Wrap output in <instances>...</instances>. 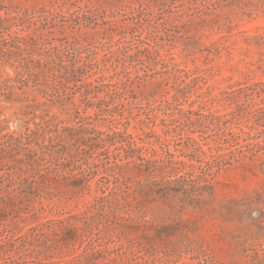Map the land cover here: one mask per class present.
<instances>
[{"label": "rangeland", "instance_id": "rangeland-1", "mask_svg": "<svg viewBox=\"0 0 264 264\" xmlns=\"http://www.w3.org/2000/svg\"><path fill=\"white\" fill-rule=\"evenodd\" d=\"M0 264H264V0H0Z\"/></svg>", "mask_w": 264, "mask_h": 264}]
</instances>
